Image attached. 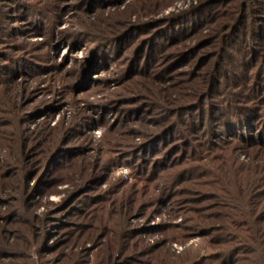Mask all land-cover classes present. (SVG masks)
<instances>
[{
  "label": "rangeland",
  "instance_id": "1",
  "mask_svg": "<svg viewBox=\"0 0 264 264\" xmlns=\"http://www.w3.org/2000/svg\"><path fill=\"white\" fill-rule=\"evenodd\" d=\"M0 264H264V0H0Z\"/></svg>",
  "mask_w": 264,
  "mask_h": 264
}]
</instances>
